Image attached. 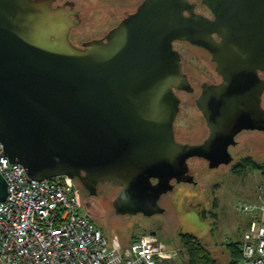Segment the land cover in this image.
<instances>
[{
    "label": "water",
    "instance_id": "95a60500",
    "mask_svg": "<svg viewBox=\"0 0 264 264\" xmlns=\"http://www.w3.org/2000/svg\"><path fill=\"white\" fill-rule=\"evenodd\" d=\"M56 1L0 0V142L30 178H71L92 197L116 183L115 215L150 217L164 212L172 181L196 184L189 160L229 164L236 135L264 132V0H201L213 19L191 0H142L82 47L69 39L90 18L79 15L82 0ZM176 41L206 50L223 77L202 86L211 134L199 145L174 135L176 91H193ZM7 190L0 174V202Z\"/></svg>",
    "mask_w": 264,
    "mask_h": 264
},
{
    "label": "rangeland",
    "instance_id": "374dc122",
    "mask_svg": "<svg viewBox=\"0 0 264 264\" xmlns=\"http://www.w3.org/2000/svg\"><path fill=\"white\" fill-rule=\"evenodd\" d=\"M64 0H57L56 5H62ZM201 0H192V3ZM142 0H82L77 7L83 9L79 15L85 19L79 24L80 29L73 28L69 39L74 46L82 47L83 42L99 39L118 25L128 14H121L127 9L140 6ZM197 12L204 16L211 15L202 4H198ZM176 49L183 56L182 67L190 65L198 71V76L208 79L205 60L210 61L201 49H195L188 44L177 43ZM213 70V67H212ZM193 73V72H192ZM194 74V73H193ZM203 79V78H202ZM182 95V94H181ZM183 98V96H182ZM186 101V98H183ZM187 102V101H186ZM181 107V114L176 121V131L182 139L206 136V126L200 113L191 106V102ZM248 136V135H247ZM243 135L241 139L247 138ZM257 136V135H256ZM260 166L258 171L248 168L243 174L236 175L234 164L211 172L203 164L204 172L198 170L196 161L190 163L201 188L192 186L177 187L174 193L162 200L164 214L151 220L158 227L161 222L164 227L155 236L166 247L177 253L176 259L168 264H191L189 247L183 241L184 234L193 237V245H200L209 253L215 264H229L233 261L230 244L240 243L247 217L237 210L239 201H264V161L252 155ZM242 161V160H241ZM79 191L81 211L87 215L93 224L99 227L104 236L110 240L119 238L123 246H129L140 235H151L147 220L141 215H115L112 201L119 194L118 188L106 183L99 189L100 196H88L82 186ZM203 189L204 193H199ZM0 264H2L0 262Z\"/></svg>",
    "mask_w": 264,
    "mask_h": 264
},
{
    "label": "built area",
    "instance_id": "2783aa9c",
    "mask_svg": "<svg viewBox=\"0 0 264 264\" xmlns=\"http://www.w3.org/2000/svg\"><path fill=\"white\" fill-rule=\"evenodd\" d=\"M0 142V174L7 197L0 202L2 264H168L177 253L155 235H140L128 247L110 240L82 213L73 180L36 181L21 164L9 163ZM247 217L237 264H264V201H239Z\"/></svg>",
    "mask_w": 264,
    "mask_h": 264
},
{
    "label": "flooded vegetation",
    "instance_id": "af4514ba",
    "mask_svg": "<svg viewBox=\"0 0 264 264\" xmlns=\"http://www.w3.org/2000/svg\"><path fill=\"white\" fill-rule=\"evenodd\" d=\"M56 1V0H55ZM192 2V0H191ZM197 3V2H196ZM197 6H198V3H197ZM197 11V7H196V10ZM206 17L208 18H211L213 19V16L212 14H208V16L206 15ZM119 25V24H118ZM116 25V27L118 26ZM115 28V27H114ZM112 28V29H114ZM110 29L108 31L107 34L101 36V37H98L99 39H105L106 38V35L109 34V32L112 30ZM94 40H97V39H94ZM177 43H184V44H188L190 45L188 42L185 43V42H178L176 41V43L174 44V46L177 44ZM84 43L81 44V46L83 45ZM191 47L195 48V49H201L203 50L207 55L208 52L206 50H204L203 48L201 47H196V46H193V45H190ZM175 49H176V46H175ZM182 56V55H181ZM210 57V61L207 60V59H202L205 60L206 62V67H207V70H208V79L205 80V78H200L197 74H198V71L195 69L192 70V68L194 67H190V65L186 66V68H183L182 67V62H183V56H182V62H181V68H182V71L183 73L187 76V79L189 80L190 82V85H191V89H193V91H189V92H186V91H176L177 95L179 96L180 98V101H181V106H180V113L179 115L181 114V107L184 105V103L186 102V104L190 103L191 102V106L194 107V109H196L200 115H202L203 119H204V122H205V126H206V136L203 137L202 139H198L197 137H191V138H185V139H182L180 137V135L177 134V131H176V121L178 119H176V121L174 122V135H175V138H176V141L177 143H181V144H187V145H199V144H202V142L204 140H206L209 136H210V128L208 126V122H206V119L202 113V111H199L198 107H197V101L198 99L200 98L201 94H202V86L203 85H220L222 84L223 82V77H221L220 75H218V73L216 72V63L212 61V57L211 55H209ZM212 67H213V70H212ZM194 74H193V73ZM259 75L260 77L264 80V73L263 72H259ZM182 94V95H181ZM186 98V101H183V98ZM262 98V102H261V106L262 108L264 109V92L261 96ZM243 135H248L247 138L245 139H241L243 137ZM257 135V136H256ZM235 143L236 145H231L229 146L228 148V152H229V155H231L232 157V162L229 163V164H221L219 165V167L215 168V169H211L210 167H208L209 163L205 160V159H199V158H192L191 160L188 161V167L190 168L189 170V175H191L194 179H195V182L196 184H187V183H182V184H177L176 181H172V184L174 185V188L173 190L171 191V193H174L176 188L177 187H182V186H192V187H195L196 189L197 188H201L202 186H199V181L197 179V176L196 174H194V171L193 169L190 167V163L192 161H196V164H197V167H198V170L199 172L203 173L204 170H203V167H201L203 164H205L208 169H210L211 172H217L219 171L221 168H226V167H229L230 165L234 164V168H233V171L234 173L237 175H241L243 174L246 170H248V168H244V161H248L250 160L251 162H254L256 161V159L252 156L253 154H256L258 156V160L261 159V161H264V132L262 131H251V130H247V131H241L238 135H236L235 137ZM242 160V161H241ZM204 176H206V173L204 172L203 174ZM106 183H111L113 184L114 186L116 185V187L118 188V193L120 194L121 190H122V186L121 185H118V184H114L112 182H104V184ZM154 183H156V181H154ZM73 184H75V187L77 189V192L79 194V191H80V186L79 185H82L80 184L77 180H73ZM104 184H100L97 188V195L96 196H99V189L101 186H103ZM83 186V185H82ZM199 193H204V190L203 189H199L198 191ZM171 193H168L166 195H163L160 200H159V205L163 208V204H162V200L164 198H166L168 195H171ZM118 194V195H119ZM95 197V196H94ZM80 202V201H79ZM164 209V208H163ZM163 213L161 214H154V215H151L150 217L143 214V213H140L138 212V214L136 215H141L143 216L148 222H147V225H149V232H151L153 235H156L158 234V232L162 231L164 225L163 223L161 222L160 224H158L159 226L157 227L155 225V223L151 220L154 219V218H157L159 216H161ZM132 215V214H131Z\"/></svg>",
    "mask_w": 264,
    "mask_h": 264
},
{
    "label": "trees",
    "instance_id": "16d2710c",
    "mask_svg": "<svg viewBox=\"0 0 264 264\" xmlns=\"http://www.w3.org/2000/svg\"><path fill=\"white\" fill-rule=\"evenodd\" d=\"M251 168L255 171H258L260 169V166L255 164L254 162H251L250 160L244 161V168ZM185 240V245L189 247V253L191 257V264H215V262L212 260L211 256L208 252L204 250V248L200 245H193V237L189 236L187 234H184L183 241ZM240 244L234 243L230 244L231 253L233 255V261H231L229 264H237L238 261L241 259L240 255Z\"/></svg>",
    "mask_w": 264,
    "mask_h": 264
}]
</instances>
